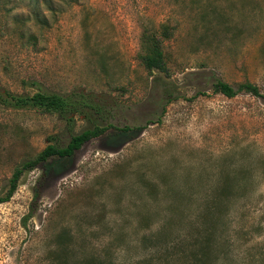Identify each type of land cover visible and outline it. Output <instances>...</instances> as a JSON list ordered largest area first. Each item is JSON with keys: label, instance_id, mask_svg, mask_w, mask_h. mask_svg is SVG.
<instances>
[{"label": "rangeland", "instance_id": "1", "mask_svg": "<svg viewBox=\"0 0 264 264\" xmlns=\"http://www.w3.org/2000/svg\"><path fill=\"white\" fill-rule=\"evenodd\" d=\"M149 34L168 76L140 63ZM37 91L104 113L69 126L0 105V194L47 141L112 128L21 175L0 264H197L203 247L208 264H264V0H0V93Z\"/></svg>", "mask_w": 264, "mask_h": 264}, {"label": "trees", "instance_id": "2", "mask_svg": "<svg viewBox=\"0 0 264 264\" xmlns=\"http://www.w3.org/2000/svg\"><path fill=\"white\" fill-rule=\"evenodd\" d=\"M146 41L148 42L146 46L148 49L152 50V53L140 57V63L143 68H145L146 72L149 74H152L155 70L164 74V76H168L162 54L159 51L161 46L159 38L154 34H149ZM142 49H144V45H142ZM212 92L221 94L226 98H232L240 92L252 96H259L257 87L248 82L238 83L235 87H231L224 82L216 80L212 84ZM165 94L167 97L169 96L168 91H165ZM0 105L16 110L28 109L40 111L45 114H53L69 126L73 122L74 116H83V118L88 121L96 117L99 118V115L104 113L99 103L82 93L55 94L37 91L31 95H15L9 92H3L0 93ZM107 128L112 127L109 124L100 126L99 124L93 123L90 128L83 129L78 133L70 135L67 142L61 147L57 146L54 142H50V140L47 141V144L35 156L14 166L7 181L6 190L4 193L0 194V203L10 198L23 173L32 170L37 165L46 162L50 158H71L86 142L101 136ZM223 180L224 183L220 185L216 191V199L218 200L224 198L227 192L226 187L228 186V178L224 177ZM211 205H213L212 201L209 202L207 208L208 212H204L205 215L209 214ZM63 241L65 240H59L58 242L62 243ZM206 254L205 248H201L199 256L202 257V259L197 257V259H195L196 262H198L197 264H208L206 262Z\"/></svg>", "mask_w": 264, "mask_h": 264}]
</instances>
